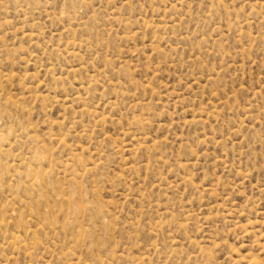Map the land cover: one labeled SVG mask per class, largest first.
Masks as SVG:
<instances>
[{"label": "rangeland", "instance_id": "374dc122", "mask_svg": "<svg viewBox=\"0 0 264 264\" xmlns=\"http://www.w3.org/2000/svg\"><path fill=\"white\" fill-rule=\"evenodd\" d=\"M0 264H264V0H0Z\"/></svg>", "mask_w": 264, "mask_h": 264}]
</instances>
